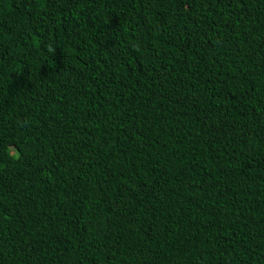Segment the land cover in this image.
I'll use <instances>...</instances> for the list:
<instances>
[{
	"label": "trees",
	"instance_id": "obj_1",
	"mask_svg": "<svg viewBox=\"0 0 264 264\" xmlns=\"http://www.w3.org/2000/svg\"><path fill=\"white\" fill-rule=\"evenodd\" d=\"M0 264H264V0H0Z\"/></svg>",
	"mask_w": 264,
	"mask_h": 264
}]
</instances>
